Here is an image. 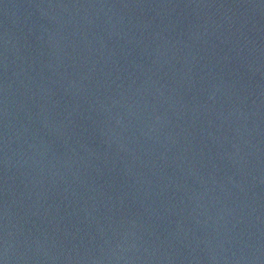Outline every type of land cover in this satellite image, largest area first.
I'll use <instances>...</instances> for the list:
<instances>
[{
  "label": "water",
  "instance_id": "water-1",
  "mask_svg": "<svg viewBox=\"0 0 264 264\" xmlns=\"http://www.w3.org/2000/svg\"><path fill=\"white\" fill-rule=\"evenodd\" d=\"M0 264H264V0H0Z\"/></svg>",
  "mask_w": 264,
  "mask_h": 264
}]
</instances>
